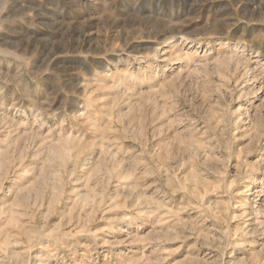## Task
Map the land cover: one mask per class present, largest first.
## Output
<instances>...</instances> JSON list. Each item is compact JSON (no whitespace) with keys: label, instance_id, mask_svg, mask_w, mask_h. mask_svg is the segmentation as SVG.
Listing matches in <instances>:
<instances>
[{"label":"rangeland","instance_id":"374dc122","mask_svg":"<svg viewBox=\"0 0 264 264\" xmlns=\"http://www.w3.org/2000/svg\"><path fill=\"white\" fill-rule=\"evenodd\" d=\"M0 264H264V0H0Z\"/></svg>","mask_w":264,"mask_h":264}]
</instances>
